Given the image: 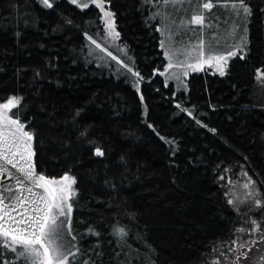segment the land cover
<instances>
[{
	"label": "trees",
	"instance_id": "16d2710c",
	"mask_svg": "<svg viewBox=\"0 0 264 264\" xmlns=\"http://www.w3.org/2000/svg\"><path fill=\"white\" fill-rule=\"evenodd\" d=\"M250 2L248 56L230 60L224 76L191 75L187 93L175 94L154 71H162L165 60L151 9L143 0H110L118 41L145 77L141 101L125 79L86 61L84 32L94 36L102 30L97 9L80 11L64 0L53 9L36 0H0V103L13 94L24 98L12 111L31 121L44 141L34 143L38 171L59 176L71 169L77 177L73 227L84 233L85 252L99 240L98 264H203L214 242L227 240L237 222L219 180L223 169L244 168L264 190V83L256 79L257 69L264 72V0ZM65 17L75 26L64 23ZM24 19L31 23L25 26ZM35 69L44 78L34 79ZM177 103L217 132L197 124ZM84 105L81 123L90 126L88 135L105 149V157H95L79 132L60 122ZM53 109L59 113L55 127L48 116ZM161 136L176 140L175 156ZM122 155L129 160V178H140L131 185L125 181L117 192L104 181L123 171ZM89 226L100 236L85 233ZM114 226L130 230L123 252Z\"/></svg>",
	"mask_w": 264,
	"mask_h": 264
},
{
	"label": "snow or ice",
	"instance_id": "6c2138e0",
	"mask_svg": "<svg viewBox=\"0 0 264 264\" xmlns=\"http://www.w3.org/2000/svg\"><path fill=\"white\" fill-rule=\"evenodd\" d=\"M38 3L42 8L53 9L54 7V0H38ZM68 3L81 10L95 5L100 13H103L98 19L103 21L104 28L107 30L105 39L115 42L120 38V32L116 30L115 13L106 7L110 0H68ZM185 3L192 7V0H143V4L152 10L149 19L160 18L161 21L169 19L180 11H185ZM214 7L223 11V15L227 17L224 22L230 25L229 32L237 41L230 50L221 51L218 48L219 41L216 39L218 33L215 29L219 27L222 17L212 14ZM260 11L264 12V9ZM24 15L27 16L28 13ZM253 15L250 0H203L202 3L197 0L192 14L186 21L181 19L177 24L173 20L172 23L176 27L166 31V26L163 24L157 28L167 37V40L160 41V48L165 49L163 54L167 57L168 63L164 71L161 72L158 68L154 71L165 76V86L168 79H172L178 88H186L187 83L184 78L188 77L190 71H202L205 65L214 68L220 76H224L230 58L238 56L240 59H245L251 51L248 25ZM23 22L25 26L31 23L28 19H24ZM64 23L75 26L71 18L65 17ZM189 31L193 33V36L188 37V43L192 47L185 48V58L177 63L174 61L171 49L178 45L183 46ZM20 34L19 31L15 33L18 38ZM84 36L96 49L131 73L136 78L134 84L139 91V83L145 79L141 72L126 63L120 56L114 55L93 35L84 32ZM208 37L212 38L213 43L209 44ZM193 52L196 53L195 56L191 55ZM92 55V51H89L88 56ZM177 68L181 71H169ZM116 70L119 71V69ZM257 73L256 79L264 83L262 79L264 72L257 69ZM33 78H44L42 70L35 69ZM56 83L60 86L61 82L57 80ZM37 95L42 96L43 93ZM139 98L144 101L142 92ZM23 99L22 96L13 94L0 103V264H98L101 255V252L97 250L99 240L95 248L85 252L80 243L84 233H77L73 227V197L78 193V189L74 187L77 184V177L70 174L71 169L59 176L47 175L44 171L37 170L35 160L37 153L34 143L39 140L42 144L44 141L37 137L31 121H22L19 112L12 111L20 108ZM176 107L186 112L187 116L192 117L197 124L210 132H217L215 127H210L195 116L192 110L183 107L180 103H177ZM261 107H264V104ZM41 111H47V109L42 106ZM85 111L86 105L73 108L67 118L60 122L66 125L70 123L79 132L78 138L86 140L92 146L95 157H105V149L88 135L90 126L81 123L82 114ZM146 114L147 106L145 105ZM48 116L52 126H57L59 113L53 109ZM148 127L160 135L154 124L148 123ZM160 138L170 145L169 150L172 156H175L179 150L176 140L164 136ZM53 141L63 145V141L55 135ZM120 162L123 171L118 175L107 177L104 181L108 187L117 192L124 187L125 181L131 185L133 180L139 181L140 178L138 174H133V179L129 178L127 173L131 170L129 160L125 156H121ZM192 162L198 164L196 160ZM223 171H229V169H223ZM233 175L236 174L233 173ZM239 177L245 178L243 188L246 191L243 198L230 195L232 189L227 185L234 183L232 176H219V180L226 181L224 195L230 197L227 204L231 205L233 212L237 214V222L234 223L227 240L214 242L203 264H264V190L257 186V182L242 167ZM235 182L241 181L237 178ZM129 231L124 226L113 227V235L118 238L117 244L121 247V252L128 246L126 238L129 236ZM85 233L100 236L99 231L92 226L86 228ZM89 252L93 253L95 258L93 255H88ZM81 257L84 258L81 259Z\"/></svg>",
	"mask_w": 264,
	"mask_h": 264
},
{
	"label": "rangeland",
	"instance_id": "374dc122",
	"mask_svg": "<svg viewBox=\"0 0 264 264\" xmlns=\"http://www.w3.org/2000/svg\"><path fill=\"white\" fill-rule=\"evenodd\" d=\"M59 1H61V0H54V5L57 2H59ZM64 1H66L68 3V0H64ZM36 2L38 4V6L41 7L40 4L38 3V0H36ZM199 2L202 3L203 0H199ZM196 3H197V0H192V7H189L188 4L185 3V5H184L185 11H180L177 14L173 15L172 17H170L169 19H165V20L161 21V19L158 18V19L154 20V21L157 22V27L156 28L161 27L162 24L164 26H166L165 31L167 29L175 28L176 25L173 24L172 21L175 20L177 22V24L179 23V21L181 19H184L186 21L190 17V15L192 14ZM69 5H71V4H69ZM71 6L75 7L77 10H80V11L87 10V9H83V10L78 9L75 5H71ZM91 7L97 9L95 7V5H90L89 8H91ZM106 7H108L107 4H106ZM43 9H47V8H43ZM97 10H98L100 16H102L103 13H100L99 9H97ZM197 10H199V9H197ZM212 14L213 15H221V17H222L221 20L219 21V27L215 29L217 31V33H218L217 38H216L219 41L218 48L221 51L230 50L231 47L234 44L237 43V41H236V39L233 38V36L229 32L230 25L226 24L224 22L227 19V17L223 15V11L222 10L217 9L215 7L212 10ZM151 15H152V10L150 11V16ZM100 21H101V24H102V30H101L100 33H97L96 35H94V38H96L98 40V42H101L105 46H107L109 48V50L113 52L114 55L120 56L121 59H123L126 63H129L130 66H132L135 69L133 58L129 54L127 48L125 46L121 45L118 40L115 41V42H112L110 39H105L106 34H107V30L104 28L103 21L102 20H100ZM214 23H215V21H214ZM191 27L192 28H198L199 26H191ZM158 34H159L160 41L162 39H166L167 40V37L165 35H162L161 31H158ZM191 36H193V33L191 31H189L187 36L184 39L183 46L178 45L176 48L171 49L173 51V54H174V61L175 62H177V63L181 62V60L184 59L185 55H186L185 54V48H191L192 47V45L188 43V37H191ZM84 39H85L84 54H85L86 61L89 64L94 65L97 68L105 70L107 73H109L115 79H125L131 85V87L136 91L138 96L140 97L141 82L139 83V91H138L136 84H134V81L136 80V78L134 76H132L131 73H128L127 70L123 69L120 65H117L116 62L111 60L110 57H107L105 53L101 52L99 49H96L94 45H91L90 41H88L85 36H84ZM177 39H179V38H177ZM207 40H208L209 44L213 43L211 37H208ZM117 45L119 47H117ZM206 47H207V45H206ZM159 48H160V43H159ZM160 50H161L162 54L165 51V49H161V48H160ZM89 51H92V53H93L92 56H88V52ZM191 55L195 56L196 53L193 52V53H191ZM100 57H103V59H100ZM163 57H164V60H165V66L162 69V71H164V69L166 68L167 63H168V59H167V57L164 56V54H163ZM233 58H235V57H233ZM233 58L229 59L228 64H229L230 60H232ZM116 69H119V71H117ZM169 71H177V72H179L181 70L177 68V69H172V70H169ZM205 71L206 72L209 71L212 74L220 76L219 73H217L214 68H211L210 66L205 65L204 69L202 71H197V72H191L190 71L188 77H185L184 79H185V81L187 83V80H188V78L191 75L199 74V73H202V72H205ZM257 75H258V73H257ZM160 77L163 79V82H165V76L160 75ZM164 85H165V83H164ZM168 86H171L173 88V91L175 92V94L187 93V90H188L187 87L186 88L185 87H179L178 88L177 85H176V82L174 80H172V79H168L167 86H165V87H168ZM143 112L145 113V105L144 104H143ZM240 168L241 167H237V168H235L233 170L229 169V171H224L223 175L232 176L233 177L234 183L232 185H227L228 188L232 189L230 195L234 196V197H238V198H243L244 194H245V191H246L243 188V182H244L245 178L239 177ZM233 173H235L236 175L234 176ZM237 178L240 179V181H241L240 183H236L235 182ZM225 185H226V181H223L224 190H226L225 189ZM229 198L230 197H227V200ZM242 207H243V205H242ZM253 251L255 252V249Z\"/></svg>",
	"mask_w": 264,
	"mask_h": 264
},
{
	"label": "water",
	"instance_id": "95a60500",
	"mask_svg": "<svg viewBox=\"0 0 264 264\" xmlns=\"http://www.w3.org/2000/svg\"><path fill=\"white\" fill-rule=\"evenodd\" d=\"M35 160H36V157H35Z\"/></svg>",
	"mask_w": 264,
	"mask_h": 264
}]
</instances>
